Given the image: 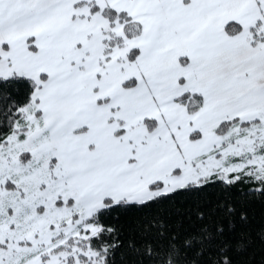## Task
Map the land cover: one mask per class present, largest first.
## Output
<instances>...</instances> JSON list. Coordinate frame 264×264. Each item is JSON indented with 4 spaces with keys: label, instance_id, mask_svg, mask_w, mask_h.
<instances>
[{
    "label": "snow or ice",
    "instance_id": "obj_1",
    "mask_svg": "<svg viewBox=\"0 0 264 264\" xmlns=\"http://www.w3.org/2000/svg\"><path fill=\"white\" fill-rule=\"evenodd\" d=\"M0 264H264V0H0Z\"/></svg>",
    "mask_w": 264,
    "mask_h": 264
}]
</instances>
